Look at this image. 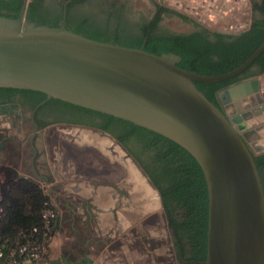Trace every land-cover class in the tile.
<instances>
[{
    "label": "water",
    "instance_id": "1",
    "mask_svg": "<svg viewBox=\"0 0 264 264\" xmlns=\"http://www.w3.org/2000/svg\"><path fill=\"white\" fill-rule=\"evenodd\" d=\"M27 1L18 19L0 17V88L38 92L156 133L184 149L199 165L208 197L204 264H264V191L240 121L227 103L237 89L258 92V78L219 94L225 111L197 84L228 81L264 52V40L237 68L201 75L178 67L173 53L94 41L65 27L27 22ZM232 97V98H231Z\"/></svg>",
    "mask_w": 264,
    "mask_h": 264
},
{
    "label": "trees",
    "instance_id": "2",
    "mask_svg": "<svg viewBox=\"0 0 264 264\" xmlns=\"http://www.w3.org/2000/svg\"><path fill=\"white\" fill-rule=\"evenodd\" d=\"M25 0H0V17L18 19ZM43 0H28L25 11L27 22L38 26L57 28L61 25L62 15L51 16L43 9ZM250 24L249 27L236 34L212 33L211 39H202L197 34L164 36L150 33L147 37L145 29L135 30L124 24L106 27L96 25L83 19L70 18L67 7L65 27L67 30L85 38L119 45L131 49H140L154 55L173 53L180 56L178 67L201 75H219L227 73L240 66L264 40V0L258 3L249 0ZM259 13V14H258ZM181 16V15H180ZM185 22L204 28L188 17L181 16ZM108 31V32H107ZM145 37L146 39L144 40ZM261 65L255 76L264 74V52L252 66ZM246 76V72L241 76ZM235 77L216 84H197V88L206 98L216 105L215 95L228 86L239 82ZM0 93L29 95L38 103L46 96L33 91L1 89ZM64 106L95 113L111 121L123 124L128 129V135L134 136L143 146V150L150 156V170L147 175L159 194L165 218L166 229L175 250L174 235L181 236L183 260L186 264H204L206 259L208 197L203 173L197 162L184 149L172 141L107 115L96 113L87 109L76 107L58 100H50ZM129 137V136H128ZM122 141L121 138H118ZM264 191V182L261 169L264 156L254 157ZM146 170V167H143ZM146 172V171H145ZM16 197L13 192L6 190L4 185L0 188L2 195L3 214L0 216V264H7L17 250L27 243L34 242L45 251L51 232L56 227V217L45 225L43 212L46 208L52 210V205L46 195L33 191L22 184L16 186ZM22 196V198L20 197ZM35 230V232L33 231ZM190 247V251H187ZM176 251V250H175ZM187 252H190L187 254ZM177 262L179 259L177 258ZM48 264H60L53 262ZM62 264V262H61Z\"/></svg>",
    "mask_w": 264,
    "mask_h": 264
},
{
    "label": "flooded vegetation",
    "instance_id": "3",
    "mask_svg": "<svg viewBox=\"0 0 264 264\" xmlns=\"http://www.w3.org/2000/svg\"><path fill=\"white\" fill-rule=\"evenodd\" d=\"M256 1L260 3L261 0ZM69 5H71L70 18L83 19L96 25H108L106 27L125 24L135 30L144 28L146 37L150 33L162 36L197 34L202 39H211L214 31L228 34L206 28L194 20L204 28L187 23L181 17L187 16L166 8L161 2L155 3L152 0H43L42 2L43 9L48 15H62L61 24L64 9L67 11ZM252 65L245 71L246 76L245 74L241 76L245 73L243 72L239 76V82L227 88L257 78L258 76L255 75L260 71L261 65ZM221 91L216 93L215 98L216 105L224 112V105L219 98ZM0 129H8L13 133L11 141L7 142L3 132L0 131V150L10 148L8 162L14 170L27 174L34 182L37 181L36 183L48 185L44 190L45 195L49 201L51 199L55 203L56 206H53L51 202L53 208L59 209L58 211L68 216L67 220L70 222L69 228L74 235L75 245L91 241L90 237L84 238V235L90 233L92 229L99 228L102 219L106 217H112L115 227L119 226V211L124 212L127 209L125 205H129L135 197L130 195L131 186L127 182L117 185L101 181V179L86 180L70 171L67 174H60L59 159H53L55 164L50 165L45 148L48 144L47 137L50 135L56 136L59 145H61L60 141L65 140L88 148L84 145L85 141L89 142L88 144L100 142L102 144L100 149L108 156L112 157L110 152H119L121 163L134 169L137 180L139 182L144 180L148 187L156 192L155 200L158 202L166 228L159 194L147 175V172L150 173L147 168L150 165V156L142 149L143 146L134 136L130 137V134H126L128 129L123 124L50 100L34 103V99L27 94L0 93ZM253 149L255 152L262 151L264 144L255 143ZM262 156L264 151L255 157ZM262 163L264 164V161ZM143 167H146V170ZM122 175L126 178L124 173ZM261 175L264 182V167L261 169ZM138 186L143 192L144 186L142 184ZM149 200L148 198V202ZM128 211H133V207H129ZM98 239L97 243L103 240V238ZM180 240L181 236L175 234L174 255L176 259H179L178 264H186L187 262L183 260ZM187 251H190V247H187Z\"/></svg>",
    "mask_w": 264,
    "mask_h": 264
},
{
    "label": "rangeland",
    "instance_id": "4",
    "mask_svg": "<svg viewBox=\"0 0 264 264\" xmlns=\"http://www.w3.org/2000/svg\"><path fill=\"white\" fill-rule=\"evenodd\" d=\"M152 1L155 3L161 1L166 8L181 13L197 23L205 25L206 28L228 34L242 32L250 24L247 0H243L240 11L239 8L238 10L235 7L229 8L228 4L225 5V2L223 5L222 0ZM223 6H225V9H223ZM169 24L172 26L171 23ZM257 78L258 92L264 99V74ZM251 87L249 85L248 88ZM248 88L236 89L231 94L232 97H236H233L234 99L227 103V109L230 115L238 119L244 127L243 133L246 138L250 142L256 143L259 140H264V102L260 101L255 92L248 93ZM0 131L3 132L7 142L11 141L13 135L11 130L0 129ZM47 141L48 144L45 148L48 152L49 163L54 165L53 159L58 158V164L61 165L60 174H67L70 171L86 180L97 181V179H101V181L112 182L117 185L127 182L131 186L129 192L135 198L129 205H125L127 209L124 212L119 211V226L116 225L115 227L114 225V230L111 232L112 237L103 236L105 239L103 238L101 242V244H104L108 240V245L117 249V252H114L113 261L115 257L117 264H178L173 245L164 226L161 210L155 200L156 192L148 187L144 180L141 182L137 180L134 169L121 163L119 152L109 151L112 157L108 156L106 152L100 149V146H102L100 142L88 144L89 142L85 141L87 144L84 143V145L88 147L85 148L65 140L60 141L61 145H59V141L54 135L48 136ZM8 153H10L9 147H6L3 151L0 150V188L4 185L6 190L12 191L13 195L17 197L18 190L16 186L22 184L38 192V194L40 193L41 197L43 194L45 195L44 190L48 185L36 183L37 181L34 182L27 174L14 170L10 165L11 163L8 162ZM123 173L126 178L123 177ZM125 179L127 181H124ZM139 184L144 186L143 192L138 186ZM20 197L22 198L21 195ZM148 198L150 199L149 202ZM53 206H56L55 203H53ZM129 207H133V211H128ZM58 210L55 207L52 208L57 216L56 227L51 232L46 252L48 262H59L60 264L62 262L63 264V261L68 260L71 255L74 256V259H77L79 252L69 251L70 247L76 246L74 235L69 228L68 216ZM91 234H93L92 230L90 233H86L90 238L93 237ZM111 247L109 248L111 249Z\"/></svg>",
    "mask_w": 264,
    "mask_h": 264
},
{
    "label": "crops",
    "instance_id": "5",
    "mask_svg": "<svg viewBox=\"0 0 264 264\" xmlns=\"http://www.w3.org/2000/svg\"><path fill=\"white\" fill-rule=\"evenodd\" d=\"M112 230H114V221L112 217L102 219L99 228L95 230L92 229L93 234L91 235H93V237H91V241L70 247L69 251H78L79 257L74 259V256L71 255L68 260L63 261V264H117L115 257L113 261V256L117 252V249L109 246L108 240L104 242V244H101L102 240L97 243V241H99L98 238L112 237ZM86 237H89V235H84V238ZM109 247H111V249Z\"/></svg>",
    "mask_w": 264,
    "mask_h": 264
},
{
    "label": "built area",
    "instance_id": "6",
    "mask_svg": "<svg viewBox=\"0 0 264 264\" xmlns=\"http://www.w3.org/2000/svg\"><path fill=\"white\" fill-rule=\"evenodd\" d=\"M247 1L249 5V0ZM222 2H223V5L225 2V5L228 4L229 8L235 7L236 10H238L239 8V11H240L243 0H222ZM223 9H225V6H223ZM2 214H3V206H2V195H1V189H0V216ZM55 217H56V214L51 209L46 208L44 210L43 219L45 221L46 226L49 225V220L54 219ZM33 231L35 232V230ZM14 255L15 253L12 255V258L9 260L7 264H48V260H46L44 257L45 251L40 246L36 245L34 242H31V243L29 242L17 250L16 256H18V260L15 259ZM1 256L2 254L0 252V257Z\"/></svg>",
    "mask_w": 264,
    "mask_h": 264
},
{
    "label": "bare ground",
    "instance_id": "7",
    "mask_svg": "<svg viewBox=\"0 0 264 264\" xmlns=\"http://www.w3.org/2000/svg\"><path fill=\"white\" fill-rule=\"evenodd\" d=\"M240 90H242V89H240ZM260 101H261V100H260ZM245 103H246V102H245ZM257 103H258V102H257ZM242 104H243V103H242ZM258 105H259V104H258ZM258 105H257V106H258ZM260 105H261V104H260ZM242 106H243V105H242ZM255 106H256V105H255ZM243 107H244V106H243ZM263 107H264V106H263ZM263 107H262V108H263ZM240 108H242V107H240ZM238 109H239V107H238ZM236 110H237V109H236ZM258 110H259V109H258ZM259 111H260V110H259ZM255 112H256V111H255ZM257 117H258V116H257ZM259 117H261V116H259ZM254 118H255V116H254ZM247 120H248V118H247ZM260 126H261V125H260ZM251 130H252V129H251ZM256 143H263V144H264V140H263V141H260V140H259V142H256ZM250 144H251L252 147H254L255 142H250Z\"/></svg>",
    "mask_w": 264,
    "mask_h": 264
}]
</instances>
